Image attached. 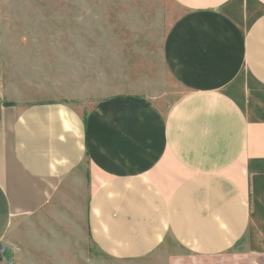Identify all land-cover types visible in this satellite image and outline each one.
<instances>
[{
    "label": "crops",
    "instance_id": "obj_1",
    "mask_svg": "<svg viewBox=\"0 0 264 264\" xmlns=\"http://www.w3.org/2000/svg\"><path fill=\"white\" fill-rule=\"evenodd\" d=\"M173 1L168 111L143 81L96 93L74 37L8 51L0 264H264V0Z\"/></svg>",
    "mask_w": 264,
    "mask_h": 264
},
{
    "label": "rangeland",
    "instance_id": "obj_2",
    "mask_svg": "<svg viewBox=\"0 0 264 264\" xmlns=\"http://www.w3.org/2000/svg\"><path fill=\"white\" fill-rule=\"evenodd\" d=\"M181 12L173 0H0V81L7 73L8 51L22 52L21 44L30 37L42 38L38 51L53 57L55 38L74 37L81 49L79 73L95 66L96 93L115 88V81H121L117 87L143 81L159 108L168 111L184 89L163 65L162 42ZM32 62L39 67V57ZM105 77L110 86L104 87Z\"/></svg>",
    "mask_w": 264,
    "mask_h": 264
},
{
    "label": "water",
    "instance_id": "obj_3",
    "mask_svg": "<svg viewBox=\"0 0 264 264\" xmlns=\"http://www.w3.org/2000/svg\"><path fill=\"white\" fill-rule=\"evenodd\" d=\"M4 257V256H3Z\"/></svg>",
    "mask_w": 264,
    "mask_h": 264
}]
</instances>
